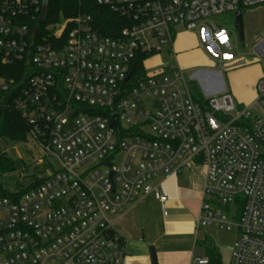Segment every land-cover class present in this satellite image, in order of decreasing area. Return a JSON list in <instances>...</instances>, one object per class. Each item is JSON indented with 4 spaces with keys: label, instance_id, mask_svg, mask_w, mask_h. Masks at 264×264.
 I'll use <instances>...</instances> for the list:
<instances>
[{
    "label": "built area",
    "instance_id": "2783aa9c",
    "mask_svg": "<svg viewBox=\"0 0 264 264\" xmlns=\"http://www.w3.org/2000/svg\"><path fill=\"white\" fill-rule=\"evenodd\" d=\"M86 1L125 26L107 37L78 15L39 32L41 0H0V64L17 75L0 76V113L17 111L39 151L0 175L9 194L0 196V264H124L116 220L150 193L166 215L155 182L192 164L204 169L197 225L236 233L233 264H264V37L252 52L263 63L257 97L245 109L227 92L198 105L178 66L145 70L178 25L196 29L222 64L231 33L210 18L264 11V0Z\"/></svg>",
    "mask_w": 264,
    "mask_h": 264
},
{
    "label": "crops",
    "instance_id": "0c3cea01",
    "mask_svg": "<svg viewBox=\"0 0 264 264\" xmlns=\"http://www.w3.org/2000/svg\"><path fill=\"white\" fill-rule=\"evenodd\" d=\"M189 31L181 25L174 27L171 44L164 48L165 55L174 60V66L181 70L206 61L198 38ZM148 63L152 67L160 64V60L152 57ZM207 76L209 81L216 79L221 82L219 73H208ZM191 78L199 81L200 87L197 86L203 98L226 92L225 87L217 90L204 87L200 73H194ZM258 78L256 76L254 80ZM235 95L242 104H249L253 99L238 92ZM203 178V167L192 164L179 175L159 179L155 183H159L166 196L163 205L166 215L162 213L158 196L150 193L138 199L116 220L115 228L126 240L128 256L124 264H151V248L156 264H191L196 258L207 259V245L214 249L219 264H233L232 249L236 233L215 226L200 227L196 223Z\"/></svg>",
    "mask_w": 264,
    "mask_h": 264
},
{
    "label": "rangeland",
    "instance_id": "374dc122",
    "mask_svg": "<svg viewBox=\"0 0 264 264\" xmlns=\"http://www.w3.org/2000/svg\"><path fill=\"white\" fill-rule=\"evenodd\" d=\"M77 16L61 19L60 22L47 25L46 28H48V30H55L62 23ZM209 21L230 31V43L233 48L229 51H220L222 57L226 56L227 58H223L222 64H219L221 57L210 48L203 47V51H201L206 61L197 65H192L187 69L184 68L182 71L184 72L185 78L188 80H193L191 77L194 73H200L203 75L202 85L206 88L217 90L221 87H225L227 93L229 92L228 90H230V96L233 100V103L245 109L256 99V84L262 75L263 63L261 64L257 56L252 52L257 41L256 39L258 37H264V11L262 7L259 6L241 10L242 41L239 40L237 31H235L233 28L234 12H228L211 17ZM189 33L198 38L200 44H203V40L197 35L196 29L190 30ZM235 45H237L236 48H234ZM160 49V53L153 56L159 58L160 64L150 67L151 63H146L145 70L147 73L151 72L152 70L166 69L169 66H174V60L168 58L167 55H165V49ZM238 54H240V57H238ZM238 60H243L244 63L238 65ZM208 73H219L221 82L220 80L218 81L216 79L209 81L207 76ZM256 76H259V78L255 81L254 79ZM193 81L200 87L198 80L194 79ZM236 92L245 97H253V99L249 104H242L238 102L235 95ZM151 102L152 100L146 99L140 103L139 106L145 108V106ZM251 114L253 116L256 115L255 108H252ZM26 138L27 140L25 142H18L15 143L13 147L7 148L5 150L6 155H8V157L13 160L23 159L28 162L34 161L37 158L39 151L35 144L32 143L28 135Z\"/></svg>",
    "mask_w": 264,
    "mask_h": 264
},
{
    "label": "trees",
    "instance_id": "16d2710c",
    "mask_svg": "<svg viewBox=\"0 0 264 264\" xmlns=\"http://www.w3.org/2000/svg\"><path fill=\"white\" fill-rule=\"evenodd\" d=\"M85 15L90 17V23L93 30L103 36L114 37L125 26L126 22L120 16L113 13L111 10L105 7H96L87 2L86 0H49L47 12L42 16V26L39 32L43 28L50 24L60 22L61 19ZM21 68V66H19ZM134 72L136 78H142L144 71L141 61H137L134 64ZM0 76L5 79H17L12 67L2 66L0 64ZM189 88L192 99L195 103L202 106L206 102L200 94L199 88L194 81L189 82ZM28 128L24 121L21 119L19 113L13 108L8 107L2 110L0 113V175L12 172L21 166L24 162L21 160H13L6 155L5 150L10 148L15 143L25 142L27 140ZM33 185L27 188H19V195L31 189ZM8 191L0 183V196L7 197ZM237 204L238 214L241 210L242 204L239 199ZM207 264H219V260L214 249L210 246H206Z\"/></svg>",
    "mask_w": 264,
    "mask_h": 264
},
{
    "label": "water",
    "instance_id": "95a60500",
    "mask_svg": "<svg viewBox=\"0 0 264 264\" xmlns=\"http://www.w3.org/2000/svg\"><path fill=\"white\" fill-rule=\"evenodd\" d=\"M48 1L49 0H41L42 15H44L47 12ZM41 24H42V19H39L37 22V27H39ZM37 27L34 29V32L36 31ZM233 28L235 31H237L239 40L242 41V21H241V11L240 10H238L234 13ZM132 71H133V68L131 69V72ZM131 72H130V74H131ZM130 74H129V76H130ZM113 126H115L114 120H113ZM150 259H151V264H156V257H155L153 248L150 249Z\"/></svg>",
    "mask_w": 264,
    "mask_h": 264
}]
</instances>
